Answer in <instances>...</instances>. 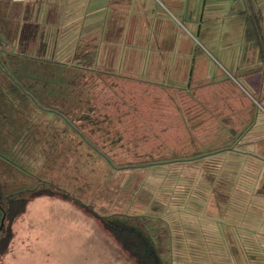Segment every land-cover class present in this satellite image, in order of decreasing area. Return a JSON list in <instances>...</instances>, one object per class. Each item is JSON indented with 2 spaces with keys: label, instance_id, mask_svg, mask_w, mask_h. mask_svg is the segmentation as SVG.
I'll return each instance as SVG.
<instances>
[{
  "label": "trees",
  "instance_id": "1",
  "mask_svg": "<svg viewBox=\"0 0 264 264\" xmlns=\"http://www.w3.org/2000/svg\"><path fill=\"white\" fill-rule=\"evenodd\" d=\"M20 6L0 0V264L15 222L43 196L90 214L135 264H173L163 218L104 212L98 197L81 198L82 188L99 191L114 171L170 167L236 150L256 122V105L245 100L249 90L235 83L264 77L261 13L244 19V50L233 79L216 80L187 39L180 46L191 51L190 69L182 75L103 67L96 45H81L71 61L45 59ZM99 173L100 181L91 182L90 174Z\"/></svg>",
  "mask_w": 264,
  "mask_h": 264
},
{
  "label": "rangeland",
  "instance_id": "2",
  "mask_svg": "<svg viewBox=\"0 0 264 264\" xmlns=\"http://www.w3.org/2000/svg\"><path fill=\"white\" fill-rule=\"evenodd\" d=\"M73 1L75 0L20 2L22 5L20 7L23 8L21 21L28 22L31 29L37 30L40 36L37 47L40 46L45 59L67 62L71 61L78 51L77 46L83 39L77 44L79 40L74 39L75 35L71 32L72 21H69L70 16L67 13L73 8L69 6ZM163 11L169 21L176 23V28L185 31L186 38H189L196 47L193 49L196 60L202 57L208 60L206 69L209 70L207 73L210 78L215 74L219 75L214 76L216 80L226 75L233 79L231 75H235V71L232 66L240 62L241 53L239 59L233 52L222 55L218 49L205 45L204 40L197 36L189 25L186 28L185 19L177 18L171 9L163 8ZM168 59L171 60L172 66H182L180 64L188 62L187 57L172 56ZM160 61L166 62L165 59L158 58L148 60V68L156 67L161 64ZM244 79H238L239 85L235 83V86L241 89L240 85L246 87ZM226 90L227 88L222 92L226 94ZM249 92L251 95L246 92L245 100L249 105L250 103L256 105L255 119H259L261 124L256 127L254 125L241 138L240 146L236 150L199 161L173 164L170 167L114 171L106 180L101 178L105 181H102L103 187L99 191L95 186L82 188L81 198L85 201L86 198L98 197L97 206L108 213L123 211L135 215H148L155 219L163 218L173 235L170 245L175 242L179 232L191 230L193 219L198 220L191 217V211L204 210L198 205L204 207L208 197L212 195L215 197L216 192H218L216 200L219 202L243 207L246 205L251 215L257 206L262 205L261 212L264 215V121L260 120L262 115L264 117V100L260 98V93L253 94L250 90ZM99 174H90V181L95 182L97 179L100 181L102 174ZM60 200L62 203L58 201V204L53 205L47 204L50 202L48 199L37 203L33 200L28 214L21 219L17 235L20 237L19 245L26 255L32 252L39 254L38 264H135L129 260L99 221L73 203ZM149 225L153 226L154 223L150 221ZM189 251L192 250L178 249L174 246L173 259L183 261V255L186 256ZM249 251L254 253L252 250ZM250 258H254L253 254Z\"/></svg>",
  "mask_w": 264,
  "mask_h": 264
},
{
  "label": "crops",
  "instance_id": "3",
  "mask_svg": "<svg viewBox=\"0 0 264 264\" xmlns=\"http://www.w3.org/2000/svg\"><path fill=\"white\" fill-rule=\"evenodd\" d=\"M69 6L73 7L67 11L69 21L73 22L71 32L75 35L74 39L79 40L77 44L83 39L76 46L96 45L99 48L98 61L103 67L112 66L117 71L126 69L135 74L174 72L182 75L190 69L188 62L180 64L182 66H172L171 62L168 66L159 63L154 68H148V60L153 58L167 59L174 56L187 57L188 60L191 54L189 47L180 46L182 40H189L185 31L179 30L176 23L169 21L163 8L171 9L177 18L182 17L189 22L192 31L209 48L218 49L222 55L233 52L237 54V59L244 50L246 15L260 12L264 29V0H75ZM238 63L241 64V60ZM238 63L232 66L234 71L239 67ZM243 81L253 94L261 93V99L264 100V86H252L257 81L264 82L263 76H249ZM260 120L264 121L263 115ZM260 124L257 119L255 127ZM217 194L208 197L204 207L198 205L204 210L191 211V217L198 220L191 221L190 231L176 234L177 239L170 245L172 251L174 246L184 250L190 248L192 251L183 255V261L173 259V264H264L262 205L257 206L251 215L246 205L219 202L216 200ZM43 199L50 200L47 203L50 205L58 204V201L62 203L60 199L47 196L34 201L37 203ZM34 201L29 203L26 214L15 222L14 239L8 253L2 258V264L39 263V254L32 252L26 255L23 252L17 235L21 219L28 214ZM251 254L254 258H250Z\"/></svg>",
  "mask_w": 264,
  "mask_h": 264
},
{
  "label": "built area",
  "instance_id": "4",
  "mask_svg": "<svg viewBox=\"0 0 264 264\" xmlns=\"http://www.w3.org/2000/svg\"><path fill=\"white\" fill-rule=\"evenodd\" d=\"M16 1H18V2H22V0H16Z\"/></svg>",
  "mask_w": 264,
  "mask_h": 264
}]
</instances>
